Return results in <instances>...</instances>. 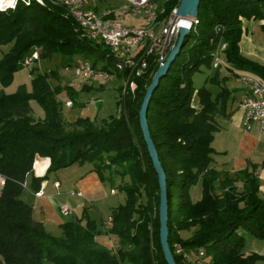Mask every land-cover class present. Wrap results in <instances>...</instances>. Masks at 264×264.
I'll return each mask as SVG.
<instances>
[{"label":"trees","instance_id":"1","mask_svg":"<svg viewBox=\"0 0 264 264\" xmlns=\"http://www.w3.org/2000/svg\"><path fill=\"white\" fill-rule=\"evenodd\" d=\"M179 0L164 3L166 13ZM264 0H200L198 23L183 38L189 45L187 60L175 62L161 77L147 108V126L166 175L168 243L176 264H256L264 256L244 252L245 235L264 241V194L253 170L233 176L211 167L216 151L217 118L227 115L230 91L220 84V70L206 82L219 85L213 95L203 84L195 87L192 75L201 65L212 68L219 42L226 48V68L249 67L264 76V65L240 52L242 19H262ZM10 44L0 58V84L7 85L28 55L38 58L60 54L80 55L92 65L123 80L128 68L103 43L83 35L77 22L60 4L18 0L15 8L0 11V46ZM182 50V49H181ZM156 67L134 77L136 89L116 101L119 113L100 120L61 116L53 84L55 71L37 73L31 88L20 85L14 92L0 90V264H166L158 237L159 187L139 126L138 111ZM221 85V86H220ZM119 92L122 87L118 88ZM198 97L199 107L192 105ZM30 100H36L44 116L35 118ZM36 157L50 165L42 177L33 175ZM89 162L101 182L119 175L124 202L111 208L103 232L118 240L113 250L94 246L100 233L95 220L82 216L60 224L61 234L51 235L34 217L32 204L21 199L26 178L40 187L48 173L72 164ZM127 177V178H126ZM125 179V181H124ZM201 181V197L193 202L190 187ZM241 181V185L236 183ZM181 231H190L183 236ZM181 244L199 259L174 253Z\"/></svg>","mask_w":264,"mask_h":264},{"label":"built area","instance_id":"2","mask_svg":"<svg viewBox=\"0 0 264 264\" xmlns=\"http://www.w3.org/2000/svg\"><path fill=\"white\" fill-rule=\"evenodd\" d=\"M18 1V0H17ZM24 2V0H21ZM40 4L47 2L63 5L68 14L77 22L83 35L103 43L119 58V66L128 68V75L123 80L122 93H133L136 89L134 77L147 72L153 64L156 69L166 59L169 51L174 47L179 28L187 27L190 31L198 23L197 17L178 15L175 5L166 13L164 3L168 0H35ZM114 4L99 7L101 3ZM11 8V7H8ZM7 9V8H6ZM129 17L139 22L133 25L121 18ZM226 48L224 42H219L213 59L212 67L222 70L226 62L222 57ZM37 59V51L26 57L23 65H28ZM77 78L88 81L97 78L101 84L110 79L113 74L92 65L89 60H80L74 67ZM237 80L247 89V95L239 103L243 110V127L248 130L253 122L260 123L264 129V81L251 73L238 72ZM66 106H72V101H66ZM58 187V183H55ZM42 192H38L40 195ZM59 212L68 215V207L60 204ZM174 253L186 259H199L203 252L187 251L181 244L173 245Z\"/></svg>","mask_w":264,"mask_h":264},{"label":"rangeland","instance_id":"3","mask_svg":"<svg viewBox=\"0 0 264 264\" xmlns=\"http://www.w3.org/2000/svg\"><path fill=\"white\" fill-rule=\"evenodd\" d=\"M112 5L114 4L106 2L99 4V7ZM121 19L133 25L139 24L138 21L132 20L129 17ZM9 47L10 44L0 46V58L8 51ZM188 47L189 45L183 46L180 54L176 57V64L181 65L187 60L186 50ZM79 56L78 54H74V56L69 59L63 55L54 54L48 58H35L31 60L28 65H23L18 69L7 85L2 86L0 84V90L3 89L5 92H14L20 85H25L29 90L31 88V78L35 74L55 71L57 73V78L52 79V82L60 86L57 98L60 101L61 116L64 120L72 122L78 117L85 116L93 120H100L110 115L118 114L119 108L117 107L116 101L122 93V91L119 92L118 88L124 86L123 79L113 74L110 79L101 84L97 78L88 81L77 78L74 73V67L81 60ZM209 72L210 68L201 65L192 75L193 85L195 87L203 85ZM66 101H72L73 105L66 106ZM30 105L33 109V116L35 118L44 116V110L36 100H30ZM90 167L91 164L85 162L81 165L73 164L67 170L60 171L61 174H65L66 176H60L61 187L57 198L62 199L68 207L69 211L68 215L65 217L66 219L75 220L82 216H87L95 220L99 230L102 231L95 235L94 246L98 245L99 248L112 250L117 247L115 245L118 244V240L113 236H110L111 239H108L109 236H107L105 232L103 233V225L109 222L111 207H115L124 202V193L119 189V184L122 180L119 175H115L113 176L115 181L113 186L109 181L102 182V184L97 187L89 183V181L85 182L88 184L87 187L84 185V188L75 186L72 177L80 171L87 170ZM57 172L58 171L51 172V176L56 177ZM53 190L54 194H56V190L54 188ZM74 190L81 191V197L72 193ZM201 192V182L198 181L190 187L189 193L191 200L193 202L198 201L201 197ZM90 199H95L96 201L91 203ZM81 200L85 201V204H81ZM46 230L53 236H59L61 234L60 227L58 228V226L52 222L46 225ZM181 234L187 236L190 234V231H181ZM99 242H102V244H99ZM45 264L50 263L45 261Z\"/></svg>","mask_w":264,"mask_h":264},{"label":"crops","instance_id":"4","mask_svg":"<svg viewBox=\"0 0 264 264\" xmlns=\"http://www.w3.org/2000/svg\"><path fill=\"white\" fill-rule=\"evenodd\" d=\"M242 28L243 32L239 41L240 52L243 56L264 65V17L258 20L242 19ZM214 71L215 69L213 67L210 68L207 78L212 76ZM238 72L254 74L264 81V76H260L258 72H255L249 67L231 65L230 70L227 69L226 66L224 69L220 70L219 79L224 78L220 80V84L227 87L230 94L225 112L227 115L217 118L220 128L214 133V139L212 141V147L216 151V154L214 155V161L211 167L217 171H224L232 176L244 169L253 170L259 182L260 192L264 194V129H262L258 122H253L248 130L243 127V110L239 107V103L247 95V89L237 80L235 74ZM206 80L204 84H206L212 91V94L215 95L220 90L219 85H217V83L212 84L206 82ZM192 105L196 108L199 107L198 97L196 95L192 98ZM49 165V158L36 157L33 164V175L36 177L44 176ZM72 165L58 169L56 177L51 176V172L48 173L47 178L41 182L37 190H34L31 186L32 175L29 174L26 178L21 199L26 203L32 204L34 208V217L40 220L45 228L46 225L49 223L51 224V222L59 228L61 223L69 220L59 212V205L66 203H64L62 199H58L57 195L61 187L60 176H66L65 174H61L60 171L67 170ZM90 169L91 167L87 170L80 171L72 177L73 180H70L75 183V186L81 188L88 186V184L85 183L86 181H89V183L96 187L101 185L102 182L97 173ZM55 183H58V187H55ZM236 184L240 186L241 181H238ZM53 188L56 190V194H54ZM40 191L42 193L37 195ZM72 193L78 197L82 195L81 191L74 190ZM94 201L96 200L90 199L91 203ZM80 203L85 204V201L81 200ZM106 235L109 236L108 239H111L110 235ZM99 244H102V242H99ZM115 246H117V244ZM95 247L99 248L98 245ZM116 248L117 247L114 249ZM244 252H256L264 256V241L246 234L244 238ZM256 264H264V260H260L256 262Z\"/></svg>","mask_w":264,"mask_h":264},{"label":"water","instance_id":"5","mask_svg":"<svg viewBox=\"0 0 264 264\" xmlns=\"http://www.w3.org/2000/svg\"><path fill=\"white\" fill-rule=\"evenodd\" d=\"M200 0H179L177 7V14L184 17H197L198 15V4ZM188 33V28L181 26L177 36L174 47L169 51L166 59L163 63L157 67L153 73L150 84L146 87L145 94L141 101V105L138 111L139 126L142 133L144 143L152 166L157 174L158 187H159V205H158V237L163 258L166 264H176L172 251L168 243V199H167V188H166V175L161 166L158 158V154L150 132L147 126V108L150 102L153 91L157 87L161 77L167 72L169 67L175 62L176 57L180 54L183 48V38Z\"/></svg>","mask_w":264,"mask_h":264},{"label":"clouds","instance_id":"6","mask_svg":"<svg viewBox=\"0 0 264 264\" xmlns=\"http://www.w3.org/2000/svg\"><path fill=\"white\" fill-rule=\"evenodd\" d=\"M25 4L29 3V0H24ZM17 0H0V11H5L6 8H15ZM3 184V180H0V185Z\"/></svg>","mask_w":264,"mask_h":264}]
</instances>
